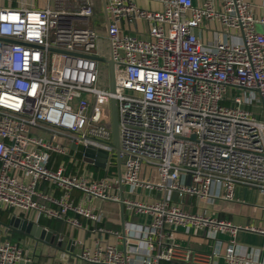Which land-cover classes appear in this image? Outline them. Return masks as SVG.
<instances>
[{
  "label": "built area",
  "instance_id": "built-area-1",
  "mask_svg": "<svg viewBox=\"0 0 264 264\" xmlns=\"http://www.w3.org/2000/svg\"><path fill=\"white\" fill-rule=\"evenodd\" d=\"M154 1L159 9L105 0L106 54L101 34L87 25L90 0L0 8V210L34 211L81 227L74 214L100 222L101 199L121 202L124 215L135 217L124 218L121 230L94 227L113 242L95 236L87 246L74 239L70 246L80 252L69 255V264H211L215 256L227 264H264L236 252L233 239L240 230L264 234V227L217 215L222 201L239 202L236 190L264 196V33L256 28L264 17L251 11L255 0ZM141 21L140 36L130 30ZM97 56L115 62L113 92L102 84ZM82 162L97 174L78 171ZM144 191L146 199L128 196ZM178 226L193 236L203 230L207 246L177 241ZM215 232L230 235L223 250L209 246ZM32 247L30 255L17 238L0 240V264H37Z\"/></svg>",
  "mask_w": 264,
  "mask_h": 264
},
{
  "label": "crops",
  "instance_id": "crops-1",
  "mask_svg": "<svg viewBox=\"0 0 264 264\" xmlns=\"http://www.w3.org/2000/svg\"><path fill=\"white\" fill-rule=\"evenodd\" d=\"M93 8V14L88 17L87 25L99 33H101L102 27L105 29V18L102 9V2L101 0H90ZM137 5L141 8L145 9H159L161 7L160 3L154 0H135ZM55 0H0V8L1 7H23V8H43L45 6H53ZM194 2H199V0H194ZM251 11L256 16H263L264 17V0H255L252 2ZM78 20V19H77ZM79 21H76L78 23ZM206 25V22H204ZM138 29L135 30L134 26L131 28V32H137L140 36L145 34L146 24L144 21L137 23ZM215 28L219 26L214 24ZM141 28V29H139ZM256 28L258 31L264 33V23H257ZM124 30L129 31L127 27ZM203 35L206 36L204 32ZM57 161H60L59 158ZM61 162H64L61 160ZM66 163V162H65ZM71 167V166H70ZM68 166V169H71ZM89 167H93L90 164H84L83 162L81 165H78V171H83L87 174H91L95 176L97 174L94 171L88 170ZM41 189L43 188L45 192H53L55 195L59 193V190H48L45 186H39ZM71 197L74 199L75 202L81 201V194L78 190H71ZM236 195L240 197L239 202H227L222 201L219 203V211L217 215L220 217H224L236 224H252L257 227H264V196L257 194L255 190H236ZM131 198L137 197L138 199H146L147 192H143L141 195L134 196L128 195ZM243 199V200H242ZM96 210L102 215V220L100 222H93L88 218H85L81 215L74 214V217L81 223V227H74L69 226L68 224L64 223L62 219H55L56 223L54 224L57 230L64 231L69 236L78 240L79 242L84 243L87 246H91L93 244V240L95 236L109 240L110 242L114 241V237L103 234L99 232H93L95 226L98 225H105L107 227L117 228L121 230V215L119 205L110 202H104L102 206L97 207ZM9 218L12 214H16L20 217L27 218L31 221H37L44 226L48 227L47 223L50 222L51 219L44 216L43 214H37L34 211H18V210H8ZM216 213V212H215ZM129 215V214H128ZM130 219L132 216H128ZM125 219L126 213L124 215ZM144 216H141L139 219L144 220ZM40 219H43L40 220ZM132 220H135L132 219ZM176 240L182 244H188L194 249H199L203 246H207L205 244L204 239L202 238V234H204L203 230L198 232V236H193L192 230L186 226H178L176 229ZM215 240L209 243V246L215 249L223 250V247L226 245L228 240L230 239V235L228 232H215L214 233ZM6 238H17L19 240V245H21L24 249L25 253L33 254L34 248L32 246L24 247L22 244L23 236L17 234L16 232L7 229L5 231L4 224L0 222V240ZM235 241V250L236 252H245L247 251L253 259L258 260L261 263H264V234L257 233V232H249L245 230L237 231L236 234L233 236ZM32 240V239H31ZM38 250V249H36ZM36 262L37 264H61V262H57L52 257L42 256L36 254ZM164 264H206L204 261H162ZM211 264H227L223 257L215 256L210 260ZM70 264H88L86 262H81L78 260L71 259Z\"/></svg>",
  "mask_w": 264,
  "mask_h": 264
},
{
  "label": "water",
  "instance_id": "water-1",
  "mask_svg": "<svg viewBox=\"0 0 264 264\" xmlns=\"http://www.w3.org/2000/svg\"><path fill=\"white\" fill-rule=\"evenodd\" d=\"M102 9L107 22V14L105 10V0H101ZM96 59L104 64H106L108 71V88L110 91L115 90V62L112 58L97 56ZM111 131H112V144L114 147V153L116 158L117 167V179L120 180V159L118 156L119 149V139H118V116H117V101L116 99H111ZM73 147V145H72ZM91 148L87 147L84 149L83 159L89 161V155L91 153ZM103 153V152H101ZM122 188V186H120ZM84 201L91 200L90 197L82 196ZM84 203V202H83ZM102 200L98 199L96 201L97 207H100ZM121 220L124 221V207L123 204L119 203ZM5 231L7 229L16 232L23 236L22 245L27 247L28 245L34 246L35 249H39V253L42 256L52 257L55 261L61 262V264H69V255H76L80 252V248H74L70 246V242L74 241V238L69 236L64 231L57 230L56 228H51L42 225L37 221H31L27 218L20 217L16 214H12L9 218L8 223L4 224ZM62 235V239L58 240V237ZM32 239V240H31Z\"/></svg>",
  "mask_w": 264,
  "mask_h": 264
},
{
  "label": "rangeland",
  "instance_id": "rangeland-1",
  "mask_svg": "<svg viewBox=\"0 0 264 264\" xmlns=\"http://www.w3.org/2000/svg\"><path fill=\"white\" fill-rule=\"evenodd\" d=\"M101 40H100V43H101V46L103 47V51H104V54H106V51L108 50L107 48V44H106V37H105V29L102 27L101 29ZM100 67H101V75L100 77L102 78V84L104 86L107 85V82H108V78L106 77V73H105V64L104 63H101L100 64ZM59 160H63L64 162H67L68 161V157H63V156H59L58 157ZM112 159H115L114 156L112 155ZM113 167H114V162L112 161V165L110 167V171L113 170ZM88 170L90 171H94L96 173V168L95 167H89ZM103 170V169H102ZM103 171H101V174L100 175H103ZM182 199H186V196H182ZM126 217H128V214L126 213ZM135 217H131V219H134ZM36 254L39 255V249L36 251Z\"/></svg>",
  "mask_w": 264,
  "mask_h": 264
},
{
  "label": "trees",
  "instance_id": "trees-1",
  "mask_svg": "<svg viewBox=\"0 0 264 264\" xmlns=\"http://www.w3.org/2000/svg\"><path fill=\"white\" fill-rule=\"evenodd\" d=\"M77 156L78 157L81 156L80 152L77 153ZM69 166H71V164H69ZM100 174H101V171L99 172V175ZM9 213L10 212L8 210H0V222H2L3 224L8 223ZM40 220L43 221V219H40ZM47 223H49L48 227L55 228V227H53V226H55L54 224L56 223L55 218L51 219V221L50 222L48 221ZM159 264H164V263L162 261H160Z\"/></svg>",
  "mask_w": 264,
  "mask_h": 264
}]
</instances>
